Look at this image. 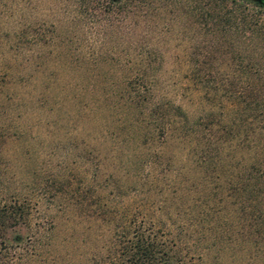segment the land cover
<instances>
[{"label":"rangeland","instance_id":"rangeland-1","mask_svg":"<svg viewBox=\"0 0 264 264\" xmlns=\"http://www.w3.org/2000/svg\"><path fill=\"white\" fill-rule=\"evenodd\" d=\"M204 1L0 0V175L26 198L25 221L7 231L21 264H117L106 227L136 206L161 209L158 230L186 264H264L252 248L203 246L217 182L197 158H244L227 148L237 107L223 88L252 77L239 69L247 31L204 23ZM142 65L158 66L144 80L179 103L185 137L160 141L155 128L137 143L122 96Z\"/></svg>","mask_w":264,"mask_h":264},{"label":"trees","instance_id":"trees-1","mask_svg":"<svg viewBox=\"0 0 264 264\" xmlns=\"http://www.w3.org/2000/svg\"><path fill=\"white\" fill-rule=\"evenodd\" d=\"M204 3L207 5L201 15L204 23L212 20L214 27L221 24L222 30L234 29L235 35L237 30L247 31L245 63H241L239 69L246 78L247 75L252 77L247 78V84L239 90L235 86L223 88L232 94L230 100L237 107L232 110V121L224 131L225 138L236 139L232 144L227 143V148L230 152L242 150L244 158H216L205 152L197 158L204 169L213 172L217 182L210 193L216 198L214 206L204 211L212 221V230L208 236L201 233L206 237L203 246L209 248L227 242L264 255V3L254 0L247 10L242 9L243 3L237 0H205ZM254 50L257 51L253 53ZM157 68L151 65L137 68L136 75L140 77L126 82V93L122 96V103L132 113V132L144 136L139 138V145L146 143V134H153L151 129L155 128L160 132V141L171 136L185 137L188 133L187 117L179 103L169 97H155L156 80H144L149 71ZM208 114L210 123H216L212 113ZM206 140L207 145L217 141L208 136ZM12 181L0 175V264H21L26 255L22 250L11 248L13 244L7 241V231L15 225L21 227L28 214L26 198H20L19 192H8ZM144 183L139 178L133 191H142L140 187ZM138 193L139 204L146 203L147 194L142 197ZM160 213L161 209L155 206H136L131 212L126 207L121 208L115 216L117 223L106 227L108 245L113 247L109 258L117 264H186L173 242L158 230ZM112 230L113 239L110 237ZM12 231L15 244L20 241L21 234L17 229Z\"/></svg>","mask_w":264,"mask_h":264},{"label":"water","instance_id":"water-1","mask_svg":"<svg viewBox=\"0 0 264 264\" xmlns=\"http://www.w3.org/2000/svg\"><path fill=\"white\" fill-rule=\"evenodd\" d=\"M258 2H262V3H264V0H257Z\"/></svg>","mask_w":264,"mask_h":264}]
</instances>
